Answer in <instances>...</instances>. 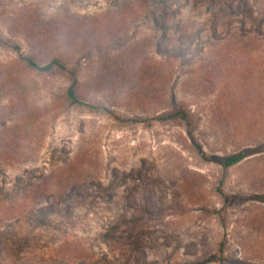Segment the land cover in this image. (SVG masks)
<instances>
[{
  "label": "rangeland",
  "instance_id": "1",
  "mask_svg": "<svg viewBox=\"0 0 264 264\" xmlns=\"http://www.w3.org/2000/svg\"><path fill=\"white\" fill-rule=\"evenodd\" d=\"M257 194L264 0H0V264H264Z\"/></svg>",
  "mask_w": 264,
  "mask_h": 264
},
{
  "label": "trees",
  "instance_id": "2",
  "mask_svg": "<svg viewBox=\"0 0 264 264\" xmlns=\"http://www.w3.org/2000/svg\"><path fill=\"white\" fill-rule=\"evenodd\" d=\"M23 60H25L29 66L34 67V68H38V69H41L44 71L51 70L55 67L60 68V69H66V66H67V64L65 62H63L61 57H54L49 62H47L43 65L39 64L31 56H25V57H23ZM70 72H72V71H70ZM71 74L73 76V80L66 90L67 98L69 99L70 103H72V104L84 105L86 103L80 97V94L77 90V85H78V81H79L78 76H76L74 73H71ZM186 117H187V112L184 110H181V109H173L171 111L159 113L156 115V119L161 120V121L172 120L175 118L185 119ZM244 155L245 154L242 151L238 152V153H234L232 155H228L225 158H223V163L225 165L235 164L236 162L240 161L244 157ZM256 197L258 199L264 201V194H257Z\"/></svg>",
  "mask_w": 264,
  "mask_h": 264
}]
</instances>
